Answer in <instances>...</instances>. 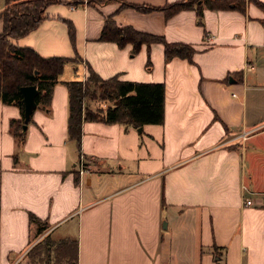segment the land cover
I'll list each match as a JSON object with an SVG mask.
<instances>
[{"label":"crops","instance_id":"crops-1","mask_svg":"<svg viewBox=\"0 0 264 264\" xmlns=\"http://www.w3.org/2000/svg\"><path fill=\"white\" fill-rule=\"evenodd\" d=\"M175 1L56 0L37 28L15 39L71 59L50 104L24 122L21 144L12 126L21 109L0 96V264H24L39 227L32 214L51 241L77 242V264H264V111L254 100L264 90V10L253 0L245 12L205 8L201 24L195 9L167 17L135 6ZM109 16L191 43L193 60L166 61L162 43L133 52L131 42L102 40ZM91 70L164 82V121L139 131L84 119L79 144L68 132L67 82ZM97 99L89 95L85 108ZM81 157L88 171H80Z\"/></svg>","mask_w":264,"mask_h":264},{"label":"trees","instance_id":"trees-1","mask_svg":"<svg viewBox=\"0 0 264 264\" xmlns=\"http://www.w3.org/2000/svg\"><path fill=\"white\" fill-rule=\"evenodd\" d=\"M56 0H6L0 17L4 20V29L0 33V96L5 103H15L21 109V119H13V133L19 144L25 139L24 122L26 119V105L22 87L35 85L38 92L35 96L36 106L47 107L52 98L53 88L58 76L63 72L65 63L71 59L66 56H42L30 46H21L15 39L25 36L38 27L47 6ZM249 0H178L162 7L135 5L143 10L162 9L170 17L184 9H195L199 23L203 24L205 8L214 10L235 8L246 11ZM264 10V2L253 0ZM264 26V17L262 18ZM102 40H112L123 46L128 42L133 44V52H137L144 43H162L164 45L165 60L175 56L193 60L196 51L191 43L170 42L165 36L141 31L131 25H119L111 17L105 19L101 32ZM75 58H79L76 56ZM93 83L96 88L92 89ZM99 83V85H97ZM69 86V136L79 144L82 136L84 119L103 120L108 123H125L140 127L145 123H162L165 118L164 82H138L121 80L118 76L100 77L91 70L86 80H72ZM91 97L110 99L113 105L105 110L85 108V100ZM32 115V113H31ZM31 221L38 223L39 232L46 228L39 217L31 215ZM67 254V241L53 242ZM50 243L48 249H50ZM38 250L35 248L33 253ZM74 264H77V242L74 243ZM69 256V255H68Z\"/></svg>","mask_w":264,"mask_h":264},{"label":"rangeland","instance_id":"rangeland-1","mask_svg":"<svg viewBox=\"0 0 264 264\" xmlns=\"http://www.w3.org/2000/svg\"><path fill=\"white\" fill-rule=\"evenodd\" d=\"M99 85V83H97ZM96 88L95 83H93L92 89ZM91 96V95H90ZM250 101L253 99L250 97ZM254 100L257 102L258 106L261 107L264 111V90H261L257 93L256 98ZM94 110L103 109L105 110L107 107L113 105V101L110 99H102L99 98L94 102ZM139 130V129H138ZM44 232H39L38 228L33 230L32 240L36 243L30 250L27 252L25 256H23L22 260L25 264H74V250L73 243L69 241L67 244L62 247L68 246L67 254L63 252L61 249H57L56 247H60L51 241L50 237L45 236ZM53 239V238H52ZM50 243V249L48 247ZM38 247V250L33 253L35 248ZM69 255V256H68Z\"/></svg>","mask_w":264,"mask_h":264},{"label":"water","instance_id":"water-1","mask_svg":"<svg viewBox=\"0 0 264 264\" xmlns=\"http://www.w3.org/2000/svg\"><path fill=\"white\" fill-rule=\"evenodd\" d=\"M22 92L24 95V101L26 105V119L25 123L29 120L31 117V113L34 110V107L36 106L35 96L38 92V89L35 85H28L22 87ZM26 127V124H24V128ZM139 131H142V126H140Z\"/></svg>","mask_w":264,"mask_h":264},{"label":"built area","instance_id":"built-area-1","mask_svg":"<svg viewBox=\"0 0 264 264\" xmlns=\"http://www.w3.org/2000/svg\"><path fill=\"white\" fill-rule=\"evenodd\" d=\"M251 68H254V64H251L250 65ZM248 135V132L244 131L242 133V137L245 138L246 136ZM79 169L81 172H84V171H88L89 170V165L87 164L86 160L84 157H81L80 158V161H79ZM252 200L251 199H246L245 200V204L249 205V204H252ZM21 259V258H20ZM20 259L15 263V264H19V261Z\"/></svg>","mask_w":264,"mask_h":264}]
</instances>
